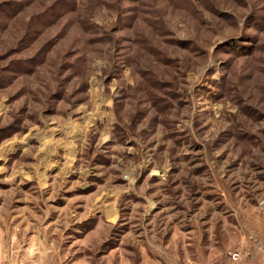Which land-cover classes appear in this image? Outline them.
Masks as SVG:
<instances>
[{
  "label": "rangeland",
  "instance_id": "1",
  "mask_svg": "<svg viewBox=\"0 0 264 264\" xmlns=\"http://www.w3.org/2000/svg\"><path fill=\"white\" fill-rule=\"evenodd\" d=\"M0 259L264 262V0H0Z\"/></svg>",
  "mask_w": 264,
  "mask_h": 264
},
{
  "label": "built area",
  "instance_id": "2",
  "mask_svg": "<svg viewBox=\"0 0 264 264\" xmlns=\"http://www.w3.org/2000/svg\"><path fill=\"white\" fill-rule=\"evenodd\" d=\"M231 258L234 261H238L240 259V253L238 251L231 252ZM207 264H215L214 262H209Z\"/></svg>",
  "mask_w": 264,
  "mask_h": 264
},
{
  "label": "crops",
  "instance_id": "3",
  "mask_svg": "<svg viewBox=\"0 0 264 264\" xmlns=\"http://www.w3.org/2000/svg\"><path fill=\"white\" fill-rule=\"evenodd\" d=\"M2 258V257H1ZM0 260H2V259H0ZM259 264H264V262H262V261H260V263Z\"/></svg>",
  "mask_w": 264,
  "mask_h": 264
}]
</instances>
